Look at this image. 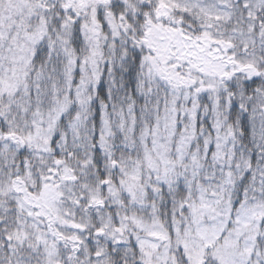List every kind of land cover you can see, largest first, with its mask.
Masks as SVG:
<instances>
[{
	"label": "snow or ice",
	"instance_id": "1",
	"mask_svg": "<svg viewBox=\"0 0 264 264\" xmlns=\"http://www.w3.org/2000/svg\"><path fill=\"white\" fill-rule=\"evenodd\" d=\"M0 264H264V0H0Z\"/></svg>",
	"mask_w": 264,
	"mask_h": 264
}]
</instances>
